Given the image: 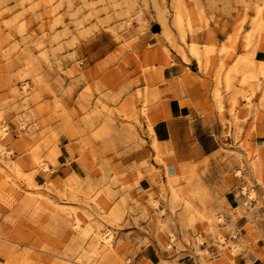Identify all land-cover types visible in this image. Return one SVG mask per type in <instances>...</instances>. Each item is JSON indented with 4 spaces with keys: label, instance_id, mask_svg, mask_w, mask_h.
I'll return each mask as SVG.
<instances>
[{
    "label": "rangeland",
    "instance_id": "374dc122",
    "mask_svg": "<svg viewBox=\"0 0 264 264\" xmlns=\"http://www.w3.org/2000/svg\"><path fill=\"white\" fill-rule=\"evenodd\" d=\"M186 88L235 131L180 163L156 129ZM259 122L264 0H0V264H242Z\"/></svg>",
    "mask_w": 264,
    "mask_h": 264
},
{
    "label": "crops",
    "instance_id": "0c3cea01",
    "mask_svg": "<svg viewBox=\"0 0 264 264\" xmlns=\"http://www.w3.org/2000/svg\"><path fill=\"white\" fill-rule=\"evenodd\" d=\"M186 93L187 95H180L169 102L168 117L162 119L156 129L158 138L170 146L175 159L180 163L196 162L212 155L221 145L220 135L228 133L231 128L232 133L235 131V127L231 125L226 124L225 129L222 125V122L233 120L228 103L219 111L211 94L209 104L204 101L205 95L199 88H186ZM254 124L252 118L240 124L244 131L241 139ZM252 140L253 148L263 143L259 145H263L264 150V122L257 123V131H253ZM258 192L260 193L259 190ZM237 227L242 235L254 236L259 240L253 251L247 248L240 255L242 264H264V211L244 215L237 221Z\"/></svg>",
    "mask_w": 264,
    "mask_h": 264
},
{
    "label": "bare ground",
    "instance_id": "6f19581e",
    "mask_svg": "<svg viewBox=\"0 0 264 264\" xmlns=\"http://www.w3.org/2000/svg\"><path fill=\"white\" fill-rule=\"evenodd\" d=\"M191 52H193L195 55H199L198 54V50H197V48L196 47H192L191 48V50H190ZM219 104V103H218ZM5 134H6V131L4 130V129H0V138L2 139V138H4L5 137ZM0 152L1 153H3L4 151L0 148ZM77 226V225H76ZM109 234V233H108ZM110 235V234H109ZM107 238H109V237H107ZM111 238V237H110ZM110 238L107 240V242H108V245L110 244Z\"/></svg>",
    "mask_w": 264,
    "mask_h": 264
}]
</instances>
